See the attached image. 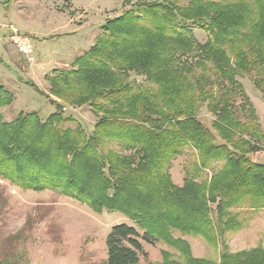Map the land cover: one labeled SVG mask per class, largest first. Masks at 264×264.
<instances>
[{"label":"trees","instance_id":"16d2710c","mask_svg":"<svg viewBox=\"0 0 264 264\" xmlns=\"http://www.w3.org/2000/svg\"><path fill=\"white\" fill-rule=\"evenodd\" d=\"M133 1L122 0L130 9L102 26L96 44L74 61L75 70L51 80L52 92L64 102L89 104L100 114L90 134L63 128L70 118L59 113L45 121L34 113L19 114L9 124L0 118L1 176L34 192L60 191L95 212H122L142 231L112 226L106 264H138L139 256L146 258L140 241H163L188 256L173 232L211 236L208 203L222 233L238 226L227 209L264 200V164L248 157L262 134L237 80L254 72L253 86L264 99V0L251 1L257 10L244 0H185V6L184 0ZM196 22L208 34L203 44L183 29ZM3 28L9 39L11 31ZM131 73L145 77L154 92L132 85ZM237 98L245 123L234 109ZM12 101L0 87V107ZM202 107L215 118L210 128L198 120ZM107 143L133 153H115ZM189 146L198 163L178 188L170 181V163ZM218 161L223 163L208 182H194ZM237 257L224 253L220 264H264V251Z\"/></svg>","mask_w":264,"mask_h":264},{"label":"rangeland","instance_id":"374dc122","mask_svg":"<svg viewBox=\"0 0 264 264\" xmlns=\"http://www.w3.org/2000/svg\"><path fill=\"white\" fill-rule=\"evenodd\" d=\"M137 1L161 0H134L133 3ZM244 1L249 2L253 10L259 8L252 0ZM180 4L185 6L187 1ZM128 9L129 6H122V0H0V87L13 97L10 105L0 107L1 123H12L19 114L34 113L45 121L51 114L59 113L63 118H70L63 128H82L90 134L100 114L94 113L89 104L77 106L64 102L52 92L51 80L61 71L75 70L74 61L96 44L102 26ZM8 25L31 37V61L23 58L6 37L3 27ZM183 29H191L199 43L206 42L208 34L200 23H187ZM207 75L213 78L212 72ZM254 77L253 72L237 80L253 106L256 125L262 134L258 150L248 157L252 164H264V99L253 86ZM128 80L141 91L156 89L143 76L131 73ZM26 82L33 83L39 92ZM240 103L237 98L234 109L245 123L247 119L240 110ZM214 119L205 107L200 109L198 120L204 126L210 128ZM107 144L115 153H133L122 150L116 143ZM197 155L189 146L171 160L168 173L174 186L182 188L184 181L193 175ZM222 163L218 161L204 169L194 182H208ZM208 206L211 208L208 213L211 236L173 232V237L189 248L188 256L163 241L153 245L140 241L146 258L139 256L138 264H165L164 252L171 264H190L189 257L220 264L224 253L240 257L255 250L264 251V200L256 207L243 202L239 207L227 209L228 216L234 217L238 226L222 233L215 206L209 203ZM118 224L138 230L122 212L106 208L95 212L60 191L34 192L0 175V264H106L105 240L111 227ZM138 231L141 235L142 231ZM210 237H214L215 242L209 240Z\"/></svg>","mask_w":264,"mask_h":264},{"label":"built area","instance_id":"2783aa9c","mask_svg":"<svg viewBox=\"0 0 264 264\" xmlns=\"http://www.w3.org/2000/svg\"><path fill=\"white\" fill-rule=\"evenodd\" d=\"M10 31V41L15 46L17 52L26 60L31 61V56L33 53V47L31 43V38L25 34H21L12 25L6 26Z\"/></svg>","mask_w":264,"mask_h":264}]
</instances>
